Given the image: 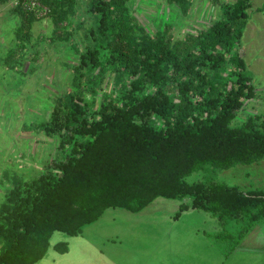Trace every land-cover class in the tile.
Segmentation results:
<instances>
[{
    "label": "trees",
    "instance_id": "16d2710c",
    "mask_svg": "<svg viewBox=\"0 0 264 264\" xmlns=\"http://www.w3.org/2000/svg\"><path fill=\"white\" fill-rule=\"evenodd\" d=\"M129 1L86 0L91 22L84 45L69 44L77 61L62 62L69 69L66 87L32 127L54 139L55 153L29 180L13 172L5 177L9 187L0 182L6 186L0 264H34L53 232L82 235L107 208L137 213L157 197L180 201L179 212L206 211L230 227L264 219V188L244 191L215 177L264 158V114L237 119L256 95L239 51L250 0L220 2L209 25L182 37L168 24L147 31ZM76 2L0 0L16 17L14 45L0 56V68L20 69L30 58L33 71L40 53L33 23L48 17L53 32L67 40ZM166 2L186 13L193 0ZM51 246L67 251L65 241Z\"/></svg>",
    "mask_w": 264,
    "mask_h": 264
},
{
    "label": "rangeland",
    "instance_id": "374dc122",
    "mask_svg": "<svg viewBox=\"0 0 264 264\" xmlns=\"http://www.w3.org/2000/svg\"><path fill=\"white\" fill-rule=\"evenodd\" d=\"M223 1L230 0H193L186 13L175 4L165 3V0H130L129 8L147 31L152 32L168 24L175 36L182 37L185 32L195 33L209 25L219 15V3ZM250 2L249 19L243 29L239 51L251 73L256 95L245 101L246 109L239 111L238 120H242L247 112L264 114V8L257 10L264 0ZM7 6L0 3L1 57L7 48L14 45L12 36L16 17ZM85 8L86 0H77L75 11L70 16L72 35L67 40L59 39V31L53 32L48 17H41L33 23L34 47L40 51L33 71H28L32 65L30 58L20 69L0 68V182L2 180L8 187L10 182L6 176L12 177L16 172L29 180L55 153L54 139L42 132H34L32 127L48 116L54 93L66 87L69 69L63 67L62 62L77 61V53L69 45L71 42H81V47L84 45V32L91 22V15ZM33 52L29 49L26 55L31 56ZM199 176L198 173L191 174L192 178ZM215 177L216 181L236 185L244 191L263 189L264 158L258 163L236 164L218 170ZM5 187L0 183V198ZM157 199L164 201L159 203ZM179 203L178 200L157 197L137 213L107 208L97 221L83 229L82 235L53 232L48 251L40 264H103L101 250L102 253L105 249L120 253L119 248L112 249L107 244L115 243L117 246L121 236L124 240L131 233L145 229H153V235L156 234L151 250H155L159 264H264V219L247 228L244 223L235 222L230 227V222L221 224L215 216L203 210L187 207L179 212ZM150 212H153L152 217L131 221L135 216ZM222 232L227 234L226 237ZM61 241L66 242L67 251L60 254L51 245ZM130 241L133 247L125 252L130 260L147 264L148 255L142 254L144 239L135 237ZM164 244L167 251L163 249Z\"/></svg>",
    "mask_w": 264,
    "mask_h": 264
},
{
    "label": "crops",
    "instance_id": "0c3cea01",
    "mask_svg": "<svg viewBox=\"0 0 264 264\" xmlns=\"http://www.w3.org/2000/svg\"><path fill=\"white\" fill-rule=\"evenodd\" d=\"M153 210V208H152ZM153 212H150L149 214H146L144 216H135V220H131V221H135L138 222V219L141 220H145L149 217H152ZM129 221V222H131ZM123 236H125V234H123ZM135 237H139L141 239H144L143 242V250H142V254H146L148 255L147 258V264H159V262L156 259V253L155 250H151L152 246H153V237L155 239H157L156 234L155 236L153 235V229L152 231L145 229V231L143 230H139V231H135L134 233H131L129 236H127L124 240L123 237L121 236L117 242V246H114L115 243H111V244H107L108 247L110 248H119V252L120 253H114L113 251H109V249H105L104 253H102L101 250V260L104 259V263L103 264H140L139 262H134L132 260H130V257L127 255V253L130 251V249L133 247L132 243H131V239H134ZM87 241V240H86ZM88 242V241H87ZM90 243V242H89ZM94 249V245H91ZM164 251H167L166 246L164 244L163 247ZM151 250V251H149ZM127 252V253H125ZM149 252V253H148ZM153 254L154 257H153ZM44 258V257H43ZM42 258V259H43ZM42 259H40L38 262L34 263V264H40ZM155 262V263H153Z\"/></svg>",
    "mask_w": 264,
    "mask_h": 264
},
{
    "label": "built area",
    "instance_id": "2783aa9c",
    "mask_svg": "<svg viewBox=\"0 0 264 264\" xmlns=\"http://www.w3.org/2000/svg\"><path fill=\"white\" fill-rule=\"evenodd\" d=\"M37 4H38V5H40V3H39V2H38Z\"/></svg>",
    "mask_w": 264,
    "mask_h": 264
}]
</instances>
